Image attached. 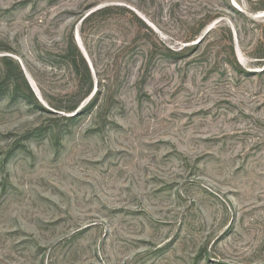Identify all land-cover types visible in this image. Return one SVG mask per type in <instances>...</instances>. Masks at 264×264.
Returning a JSON list of instances; mask_svg holds the SVG:
<instances>
[{"label":"rangeland","instance_id":"374dc122","mask_svg":"<svg viewBox=\"0 0 264 264\" xmlns=\"http://www.w3.org/2000/svg\"><path fill=\"white\" fill-rule=\"evenodd\" d=\"M262 7L0 0V264H264Z\"/></svg>","mask_w":264,"mask_h":264},{"label":"trees","instance_id":"16d2710c","mask_svg":"<svg viewBox=\"0 0 264 264\" xmlns=\"http://www.w3.org/2000/svg\"><path fill=\"white\" fill-rule=\"evenodd\" d=\"M261 9H264V7H262ZM72 46L74 48V51L73 52L69 51L67 56L71 59L72 64L76 67L78 72H79V62L83 65L85 69V74H86L85 78L89 82L90 90H91L93 83H92V74L88 66V63L83 57L80 50L78 49L75 41H72ZM4 60H5V65L7 67V71L4 77L2 78V80L0 81V94H1V91L3 90L2 89L3 86L8 83H12L13 89L16 90V92H18L19 90L20 83L21 84L23 83L28 94L34 98L35 95L33 93V90L31 89L28 81L26 80V77L22 69L20 68V66L17 63H15L12 58L5 57ZM77 106L78 104H75L73 106L68 107L67 110L73 111L77 108Z\"/></svg>","mask_w":264,"mask_h":264},{"label":"bare ground","instance_id":"6f19581e","mask_svg":"<svg viewBox=\"0 0 264 264\" xmlns=\"http://www.w3.org/2000/svg\"><path fill=\"white\" fill-rule=\"evenodd\" d=\"M262 14L264 15V13H260L259 15H262ZM86 52H87V51H86ZM32 85H34V84H32ZM36 88H37V87H36ZM36 92L38 93V91H36Z\"/></svg>","mask_w":264,"mask_h":264}]
</instances>
